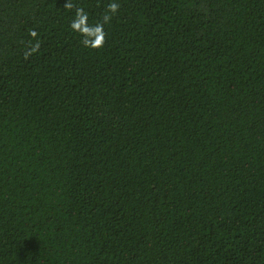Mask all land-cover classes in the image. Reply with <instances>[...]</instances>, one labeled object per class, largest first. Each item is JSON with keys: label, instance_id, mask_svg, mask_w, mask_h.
<instances>
[{"label": "trees", "instance_id": "1", "mask_svg": "<svg viewBox=\"0 0 264 264\" xmlns=\"http://www.w3.org/2000/svg\"><path fill=\"white\" fill-rule=\"evenodd\" d=\"M0 264H264V0H0Z\"/></svg>", "mask_w": 264, "mask_h": 264}, {"label": "clouds", "instance_id": "2", "mask_svg": "<svg viewBox=\"0 0 264 264\" xmlns=\"http://www.w3.org/2000/svg\"><path fill=\"white\" fill-rule=\"evenodd\" d=\"M67 9L73 7L72 3H67L65 5ZM119 5L116 2L108 4L107 10L103 16L102 21L96 22L94 25L88 23V13H86L82 8H77L75 11V16L71 21L70 28L73 32L80 34L83 37L82 43L84 47L96 49L103 46L106 38V33L104 30L105 24L110 23L112 16L118 11ZM30 35L35 38L37 33L32 31ZM39 48V43L30 49L29 54L36 52Z\"/></svg>", "mask_w": 264, "mask_h": 264}]
</instances>
